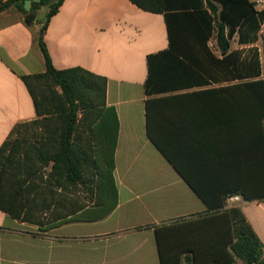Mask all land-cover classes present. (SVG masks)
Wrapping results in <instances>:
<instances>
[{
  "label": "crops",
  "instance_id": "crops-1",
  "mask_svg": "<svg viewBox=\"0 0 264 264\" xmlns=\"http://www.w3.org/2000/svg\"><path fill=\"white\" fill-rule=\"evenodd\" d=\"M166 1L165 12L153 13L129 0H63L50 18L43 41L52 65L106 79L105 107L118 121L117 204L101 219L47 230L0 211V264H186L229 229L232 207L264 251V198L243 196H264V143L232 122L229 94L207 90L244 79L223 73L213 80V68L201 61L208 74L198 78L207 84L174 87L183 80L171 68L158 77L170 89L146 92L147 57L169 49L165 13L197 3ZM250 1L264 9V0ZM46 12L39 9L40 23L27 25L14 7L0 11V147L15 126L38 118L21 77L45 71L38 39ZM238 39L233 33L229 51L247 58L257 40ZM208 47L222 57L214 34ZM230 194L239 200L227 201Z\"/></svg>",
  "mask_w": 264,
  "mask_h": 264
},
{
  "label": "trees",
  "instance_id": "trees-1",
  "mask_svg": "<svg viewBox=\"0 0 264 264\" xmlns=\"http://www.w3.org/2000/svg\"><path fill=\"white\" fill-rule=\"evenodd\" d=\"M129 1L153 13H163L168 7L166 0ZM62 2L39 0L25 11L24 0H0V11L14 7L24 15L27 25L40 23L37 12L47 7L38 39L45 71L21 77L39 119L15 126L0 147V211L11 219L34 224L40 230L65 221L101 219L117 204L113 154L118 121L115 111L105 107L106 79L81 67L56 69L43 41L46 26ZM165 20L169 49L147 57V93L170 89L160 84L158 77L161 71L171 68L180 69L183 80L174 87L207 84L198 78L201 71L208 74L201 61L213 68L209 74L213 80L215 75L223 73L226 77L230 73L231 81L261 75L264 56L261 64L256 49L251 48L247 58H242L239 50L229 51V39L235 32L240 43H254L261 28L264 34V9L256 11L250 0H197L191 10L165 13ZM213 34L221 58L214 56L208 47ZM207 90L231 96L232 122L245 118L257 120L261 129L252 127L250 138L257 134L264 143V78ZM79 111L83 112V121L78 118ZM90 112L95 113L93 122L88 121ZM44 121L47 124L42 126ZM34 126L42 131L38 140L36 136L34 141L32 136L17 137L19 129L26 134ZM107 138L112 142L106 149L108 156H102ZM98 140L100 147L96 144ZM90 179L94 183L96 203L92 207L69 210L64 204L69 202V190L85 185ZM228 215L229 229L199 255L194 252L193 259H186L187 262L236 264L239 259L242 264H264L262 244L241 210L232 207Z\"/></svg>",
  "mask_w": 264,
  "mask_h": 264
},
{
  "label": "rangeland",
  "instance_id": "rangeland-1",
  "mask_svg": "<svg viewBox=\"0 0 264 264\" xmlns=\"http://www.w3.org/2000/svg\"><path fill=\"white\" fill-rule=\"evenodd\" d=\"M262 29V28H261ZM213 44V43H212ZM211 46V45H210ZM253 48H259L260 50L257 51L258 54H260V59H261V64L263 62V56H264V34L263 32L260 30L258 32V38H257V47H253ZM263 71V73H261V75L259 77H254V78H248V79H244L242 81H237V82H232V84H235V83H239V82H249V81H254V80H258V79H262L264 78V67L262 65V68H261ZM94 114L95 113H88V121L90 122H93L94 120ZM83 117V112L79 111L78 113V118L80 121H83L82 119ZM39 119V118H38ZM37 120V119H35ZM234 120V119H233ZM257 120H254V119H251V118H245V119H242L241 123L242 124H245L247 126V132L251 133L252 131V127H255L256 128H260L261 127L258 125V123L256 122ZM256 122V123H254ZM47 124V121H44L41 125L42 126H45ZM41 128L40 129H36L35 126L33 128H31L26 134L23 132V129H19L16 133L17 137H34L33 141L34 140H38V137H40V134L41 133ZM253 132V131H252ZM35 136L37 137L35 139ZM94 140H96L94 138ZM111 142L112 140L110 138H107L105 139L104 141V150L101 151V155L102 156H108V150H106L110 145H111ZM96 144L100 147V144L101 142H99V140L96 142ZM107 154V155H106ZM93 181L90 179L89 181H87V183L85 185H80V186H77L75 188H71L69 190V192L67 193V198H69V202L67 203H64L69 210H73L75 208H78V207H92L94 203H96V200H95V195H94V189H93ZM231 195V194H230ZM49 200V197L47 198ZM49 202V201H48ZM54 206V205H53ZM47 217H49V214H47ZM186 264H192L191 262H187ZM236 264H242V262L237 259L236 260Z\"/></svg>",
  "mask_w": 264,
  "mask_h": 264
},
{
  "label": "water",
  "instance_id": "water-1",
  "mask_svg": "<svg viewBox=\"0 0 264 264\" xmlns=\"http://www.w3.org/2000/svg\"><path fill=\"white\" fill-rule=\"evenodd\" d=\"M39 0H24L23 8L25 11H28L30 9L32 2H38Z\"/></svg>",
  "mask_w": 264,
  "mask_h": 264
},
{
  "label": "built area",
  "instance_id": "built-area-1",
  "mask_svg": "<svg viewBox=\"0 0 264 264\" xmlns=\"http://www.w3.org/2000/svg\"><path fill=\"white\" fill-rule=\"evenodd\" d=\"M239 200V196L238 195H229L227 196V201L231 202V203H235Z\"/></svg>",
  "mask_w": 264,
  "mask_h": 264
}]
</instances>
